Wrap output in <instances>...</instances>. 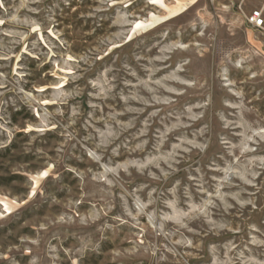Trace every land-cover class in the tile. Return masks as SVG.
<instances>
[{"label": "rangeland", "instance_id": "374dc122", "mask_svg": "<svg viewBox=\"0 0 264 264\" xmlns=\"http://www.w3.org/2000/svg\"><path fill=\"white\" fill-rule=\"evenodd\" d=\"M240 2L0 0V264H264Z\"/></svg>", "mask_w": 264, "mask_h": 264}, {"label": "built area", "instance_id": "2783aa9c", "mask_svg": "<svg viewBox=\"0 0 264 264\" xmlns=\"http://www.w3.org/2000/svg\"><path fill=\"white\" fill-rule=\"evenodd\" d=\"M244 1L245 0H241L239 5V11L244 24L249 28L250 31L259 33L264 37V0H259L260 5L250 9L248 12H244L240 8Z\"/></svg>", "mask_w": 264, "mask_h": 264}]
</instances>
